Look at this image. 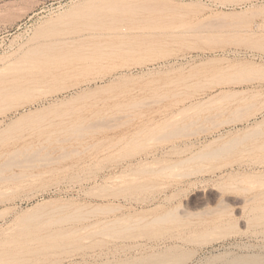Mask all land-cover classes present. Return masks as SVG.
<instances>
[{"label":"rangeland","instance_id":"rangeland-1","mask_svg":"<svg viewBox=\"0 0 264 264\" xmlns=\"http://www.w3.org/2000/svg\"><path fill=\"white\" fill-rule=\"evenodd\" d=\"M90 5L93 22L112 38L158 43L108 61L103 74L88 76L108 74L103 81L22 99L24 107L0 115V154L23 152L0 171V248H19L13 255L0 253V264H146L164 254L163 263L149 262L229 264L238 254L263 256L264 75L248 81L231 75L243 63L264 70V51L253 45L264 42V0H0V87L27 50L76 37L83 23L72 14ZM207 63L216 66L200 71ZM231 92L235 99L223 97ZM51 105L57 109L47 113L44 128L16 123ZM99 120L106 127L97 138L112 137L111 143L89 147L75 137L77 127ZM254 128L261 135L240 144L228 141ZM229 142L236 144L231 150L199 159V152ZM24 152L37 155L29 159ZM173 210L187 223L101 233L122 218L128 226L130 219L150 220ZM36 211L44 218L28 220ZM72 231L76 241L64 252L48 244L53 234ZM43 248L47 256L29 254ZM28 254L30 260L15 258Z\"/></svg>","mask_w":264,"mask_h":264},{"label":"bare ground","instance_id":"bare-ground-1","mask_svg":"<svg viewBox=\"0 0 264 264\" xmlns=\"http://www.w3.org/2000/svg\"><path fill=\"white\" fill-rule=\"evenodd\" d=\"M92 5L90 6H87V7H84L76 12H74L72 15V19L76 21V19L78 21H81L79 23H83L81 26H79L77 29V35L76 37H73L72 38H60V39H57L55 41H51V42H48V43H45L43 45H39V46H36L34 48H31L29 50H27L25 52V54L19 58L17 61L19 62H22L21 64H19L18 66L15 67V71L14 72H10L9 75L10 78L7 79V81H5L3 83V86L0 87V115H3V114H6V112L10 111L11 109H15L19 106H23L20 101L23 99L25 101H31V100H34L35 98L41 96V95H49V94H55V93H60V92H64V91H68L69 89H71L72 86H75L76 84H79L82 82H86V83H91V82H98V81H103L104 79H106V76L108 75H103V76H100V77H95L93 80L89 79L88 76L90 75H93V74H100L102 73L103 74V69L104 66H105V63L108 62V61H113L115 58L119 57V56H124V55H127V54H133L135 52H137L138 50L142 49L143 46L145 47H153L155 46L157 43L155 41H146V42H139V43H133V42H125V41H122L120 38H116V37H111L110 34L112 33H107L106 31V27L102 24H96L93 22V10H92ZM117 10V9H116ZM129 10V9H128ZM143 10V9H142ZM164 10V9H163ZM178 10V9H177ZM170 11V9H169ZM264 12V11H263ZM103 19V18H102ZM150 22V21H149ZM123 23V22H122ZM144 23V22H143ZM80 25V24H79ZM264 39V38H262ZM241 42H245V40H242ZM160 43V42H159ZM253 43V42H252ZM162 44V43H160ZM159 44V45H160ZM253 45H255V47L259 48V49H262L264 51V42H256L254 43ZM156 49V48H155ZM149 50V49H148ZM122 60V59H121ZM107 64V63H106ZM122 64V62H121ZM114 66V65H113ZM200 66V65H199ZM212 66H216L214 65V63H207V64H203L200 68V71H204V70H207L209 69V67H212ZM236 66V65H235ZM235 68V72L232 73V77L236 76L237 74L239 75H244L247 76L244 80H253L254 77H258V78H261L263 75H264V70L262 69H259V67H254L253 65L251 64H246V63H243V64H240L238 65L237 67H233ZM232 68V69H233ZM225 70V69H224ZM231 71V70H230ZM229 71V72H230ZM223 73V71H222ZM198 74V72H197ZM234 74V75H233ZM8 75V74H7ZM101 75V74H100ZM227 75V74H225ZM230 77V76H228ZM242 77V78H243ZM253 79H252V78ZM237 78V77H236ZM236 78L234 77V80H236ZM250 78V79H249ZM223 79V78H222ZM226 79V77L224 78ZM230 79V78H229ZM238 79V78H237ZM218 80V79H217ZM216 80V81H217ZM220 80V78H219ZM232 80V78L230 79ZM99 89V88H97ZM236 93V92H235ZM235 93H225L223 95V97L225 99H235L237 97V95ZM85 95H82L80 97H83ZM34 102V101H33ZM138 105H140L139 103H137ZM204 105V102H202L200 105ZM136 105V104H134ZM137 105V106H138ZM133 106V105H132ZM131 106V107H132ZM136 106V107H137ZM141 106V105H140ZM205 106V105H204ZM89 107V106H88ZM197 107V106H196ZM194 107V108H196ZM201 107V106H200ZM121 108V107H120ZM127 108V107H126ZM57 109V106L56 105H51L50 107L44 109V110H41V111H36L35 113H31V114H28V115H23L21 117H19V119L17 120L16 123H24L25 125H27L28 127H33V128H41V127H45L43 126L44 123L47 121V113H50L52 111H56ZM199 109V108H198ZM203 109V108H202ZM66 112V111H65ZM68 112V111H67ZM53 113V112H52ZM57 115V114H56ZM63 115V113L61 114V116ZM60 115H58L57 117H59ZM55 117V116H54ZM66 117V116H64ZM53 118V117H52ZM100 121V122H99ZM97 121L96 123H91L89 125H86V126H81L80 127H77V130H73V132H75V137L76 138H80L78 139L79 141L81 139H83L82 142H85L86 145H89V147L91 146H95L97 144H100V143H103V142H109L111 143L113 141V138H108V139H105V138H97L96 134L98 132V130H102L104 127H106V124L104 122H102L101 120ZM60 122V121H59ZM179 122V121H178ZM128 123V121L126 122ZM125 123V124H126ZM173 123V122H172ZM178 124V123H177ZM264 124V123H263ZM59 125V124H58ZM167 126V125H166ZM177 126V125H176ZM185 126V125H184ZM189 126V124H187V127ZM60 127V126H59ZM76 127V126H75ZM168 127V126H167ZM259 128V124L257 126ZM165 128V127H164ZM178 128V127H177ZM184 128V127H183ZM256 128V129H258ZM261 128V127H260ZM73 129V128H72ZM145 129V128H144ZM186 130V128H184ZM188 129V128H187ZM255 128L252 130V131H248V133L245 135V133L243 134L244 137H241V138H235L233 139V141L230 139L228 141L230 142H233V143H236V141H240L241 142L243 140H245L246 138H250L251 136H256L255 134L259 135L260 133L258 132L260 129L256 130ZM66 130V129H65ZM143 130V129H142ZM174 130V133H175V129L173 128ZM180 130H183L182 128H180ZM184 130V131H185ZM72 131V130H71ZM172 131V130H170ZM179 132V129L176 130V132ZM57 132V131H56ZM59 132V131H58ZM57 132V133H58ZM181 132V131H180ZM179 132V133H180ZM74 134V133H73ZM146 134V132H145ZM168 133H166V136H167ZM176 134V133H175ZM70 135V134H69ZM164 135V134H163ZM171 134H168V136H170ZM173 135V134H172ZM171 135V136H172ZM261 135V134H260ZM71 136V135H70ZM145 136V135H144ZM167 136V137H168ZM73 137V136H71ZM165 137V136H163ZM238 137V136H237ZM75 138V139H76ZM63 139V138H62ZM61 139V140H62ZM66 138H64L63 140L65 141ZM69 139V138H68ZM66 139V140H68ZM135 139V138H134ZM240 139V140H239ZM57 140H59V138H57ZM56 140V142H58ZM60 140V141H61ZM47 141V140H46ZM115 141V140H114ZM236 144H240L241 142H238ZM81 142V143H82ZM227 142V141H226ZM230 142L226 145H223L221 147H218V149H213L212 148V151L210 152H199L198 154V157H200L199 159H201V157H206L207 155H211V154H219L220 155V152L222 153V151H228V150H231L233 148V146L235 147L236 144H230ZM83 143V144H85ZM225 144V143H224ZM87 147V146H86ZM138 147V146H137ZM237 147V146H236ZM260 147V146H258ZM42 148H46V147H42ZM55 148V147H54ZM77 148V147H76ZM75 148V149H76ZM88 148V147H87ZM205 148V147H204ZM238 148V147H237ZM65 149V148H64ZM75 149L72 150V153L75 151ZM236 149V148H235ZM26 150V149H25ZM214 150V151H213ZM260 150V149H259ZM71 151V150H70ZM70 151H66L65 150V154L69 156L70 154ZM35 152V150H34ZM64 152V151H63ZM231 152V151H230ZM233 152V151H232ZM23 152H20L18 150H12L10 152H4L0 157H5V159L3 160L2 163H0V171L2 170V168L6 167V166H12L14 165L16 162H18L17 160L19 159L20 155L22 154ZM37 153V152H36ZM36 153H33L31 152L29 154V157H33L35 158V154ZM75 153H78V150L75 151ZM225 154V152H223ZM227 153V152H226ZM61 157H63V154L64 153H61L60 152ZM64 154V157L63 158H69L67 157L66 155ZM74 154V153H73ZM214 154V155H216ZM26 155V157H28L27 154H25L24 152V156ZM37 155V154H36ZM49 155V154H48ZM47 155V156H48ZM58 155V154H57ZM213 155V156H214ZM46 156V155H44ZM76 156V155H75ZM197 156V154H196ZM217 156V155H216ZM28 157V158H29ZM50 157V156H49ZM59 157V158H61ZM221 157V156H220ZM45 158V157H44ZM48 158V157H47ZM30 159V158H29ZM37 159V158H36ZM39 159V158H38ZM43 159V158H42ZM52 159V157L50 158ZM56 159V158H54ZM34 160V159H33ZM187 160V159H186ZM190 159H188L189 161ZM192 160V159H191ZM194 160V159H193ZM177 163V162H176ZM179 163V162H178ZM181 163V162H180ZM179 163V164H180ZM182 164V163H181ZM169 168V166H167ZM166 168V167H165ZM164 168V169H165ZM153 170V169H152ZM161 171H163L162 169H160ZM166 170V169H165ZM142 171V170H141ZM162 173V172H161ZM3 174V172H2ZM173 174V173H172ZM1 175V174H0ZM4 176V175H3ZM3 176H1L2 178H4ZM11 176H9L10 178ZM16 177V176H15ZM12 178V177H11ZM6 179V177H5ZM16 179V178H15ZM13 180V179H12ZM126 186V185H125ZM146 186V185H144ZM142 185V189L144 187ZM140 187V186H138ZM150 188V186H148ZM146 188V187H145ZM235 188V187H234ZM245 189V188H244ZM248 189V188H247ZM237 190V189H236ZM246 190V189H245ZM124 191V190H123ZM258 196V195H257ZM253 197V196H252ZM252 197H250V199H252ZM229 199V198H228ZM225 200V199H224ZM243 200V199H241ZM229 201V200H228ZM223 202V201H221ZM220 202V203H221ZM233 202V201H232ZM228 202H226L227 204ZM236 203V202H235ZM242 203V202H240ZM246 204V203H245ZM220 205V204H219ZM253 205V204H252ZM226 206V205H225ZM105 207V206H104ZM110 207V206H109ZM222 208V206H219ZM263 207V206H262ZM261 207V209H262ZM103 208V207H102ZM260 208V207H259ZM107 209V208H105ZM115 209V208H114ZM228 209V208H227ZM260 209V210H261ZM94 210V209H93ZM99 210V208L97 207V211ZM111 210V209H110ZM113 210V209H112ZM215 210V208L213 209ZM217 210V209H216ZM221 210V209H220ZM96 210H94L95 212ZM100 211V210H99ZM106 211V210H105ZM209 211V210H208ZM211 211V210H210ZM232 211V210H231ZM44 212V211H43ZM178 211L174 212L173 211H170L166 214H163L161 216H157V217H154L150 220H145L143 218H137L135 220H128V226H126L124 223H125V219L122 218L121 219V222L119 221L120 219H117V221H119V223L121 224L122 221L124 226H120V225H117L118 222H115L116 224L112 223V222H109L110 224H114L108 228H106L108 225L104 227H100L103 231H99L101 233H107V235L111 234L112 236L114 234H118L120 235L121 233H132V230L135 229L136 227L140 228V229H145V230H149L150 226L152 227H155L154 225H169V224H178V225H182L184 222H186L184 220V218L182 219V217L177 214ZM189 212V211H188ZM205 214L207 213L206 211H204ZM219 212V211H218ZM262 213H264L262 210H261ZM259 211V213H261ZM30 213V212H28ZM82 213V212H80ZM79 213V215H80ZM86 213V211H85ZM203 213V212H202ZM216 213V212H215ZM225 213V212H223ZM70 214V213H69ZM77 215V212L74 213ZM74 214L70 215V216H73ZM84 214V213H82ZM182 214V213H180ZM184 214V213H183ZM187 214V213H185ZM189 214V213H188ZM191 214V212H190ZM193 214V213H192ZM198 214V213H196ZM209 214V212H208ZM228 214V213H227ZM226 214V215H227ZM195 215V214H193ZM248 215V214H247ZM263 215V214H262ZM25 216H27L25 214ZM24 216V217H25ZM67 216H69L67 214ZM82 216V215H81ZM81 216H75L77 219L78 217H81ZM84 216V215H83ZM185 216V215H184ZM196 216V215H195ZM223 216V215H222ZM225 216V215H224ZM261 216V215H260ZM49 217V216H47ZM74 217V216H73ZM73 217H70V218H73ZM74 217V218H75ZM86 217V216H85ZM84 217V218H85ZM144 217V216H143ZM193 217V216H192ZM257 217V215L255 216ZM263 217V216H262ZM43 219L44 218V214L41 212V211H36V212H33L31 213L30 215H28L27 219L28 220H38V219ZM52 218V217H51ZM186 218V217H185ZM189 218V217H188ZM258 218V217H257ZM264 218V217H263ZM58 219V218H57ZM56 219V220H57ZM86 219V218H85ZM84 219V220H85ZM124 219V220H123ZM127 219H129L127 217ZM253 219V217H252ZM260 221H261V218L259 217ZM67 220V219H66ZM71 220V219H70ZM257 220V219H256ZM58 221V220H57ZM60 221V220H59ZM103 221V220H101ZM107 221V220H106ZM129 221H130V224H129ZM255 221V220H254ZM258 221V220H257ZM37 222V221H36ZM127 222V221H126ZM256 222V221H255ZM259 222V221H258ZM52 223V222H51ZM97 223V222H95ZM118 223V224H119ZM187 223V222H186ZM233 223V222H232ZM231 223V224H232ZM23 224V223H22ZM94 224V223H93ZM235 224V223H234ZM24 225V224H23ZM47 225V224H46ZM52 225V224H51ZM96 225V224H95ZM200 225V224H199ZM177 226V225H176ZM184 226V225H183ZM188 226V225H187ZM234 226V225H232ZM90 227V225H89ZM94 227V225H93ZM179 227V226H178ZM216 227V226H215ZM34 228V227H32ZM49 228V227H48ZM104 228V229H103ZM137 228V229H138ZM213 228V227H212ZM47 229V228H46ZM211 229V228H210ZM215 229V228H213ZM65 230V229H64ZM95 231V229H93ZM98 230V228H97ZM96 230L95 234L98 232ZM30 231V230H29ZM40 232V231H39ZM98 232V233H99ZM155 232V231H154ZM46 233V232H45ZM74 233H77L76 231H74ZM82 233V232H81ZM99 233V234H101ZM162 233V232H161ZM160 233V234H161ZM85 234V233H84ZM149 234V233H148ZM157 234V233H156ZM154 234V235H156ZM204 234V233H203ZM202 234V235H203ZM98 235V234H97ZM117 235V236H118ZM153 235V234H152ZM205 235V234H204ZM203 235V236H204ZM105 236V235H104ZM148 236V235H147ZM45 237V236H44ZM43 237V238H44ZM28 238V237H26ZM110 238V237H109ZM116 238V237H115ZM150 238V237H149ZM160 238V237H159ZM203 238V237H202ZM207 239V236L205 235V237ZM8 238H6L5 240H7ZM13 239V238H12ZM32 239V238H31ZM51 239V242H49L48 244H50L51 248H54L56 250H61V252H64L68 247H71V246H68L67 245L69 243H72L73 240L76 239V237L74 238V234H73V231L72 233H57V234H53L52 237H50ZM48 239V240H50ZM79 241V239L81 238H77ZM157 239V238H156ZM11 240V239H10ZM24 240V239H23ZM45 240V239H44ZM12 241V240H11ZM17 241V239H16ZM29 243L32 242L30 239L28 240ZM43 241V240H42ZM76 241V240H75ZM74 241V242H75ZM7 242V241H6ZM18 242V241H17ZM16 242V243H17ZM22 242V241H21ZM19 241V243H21ZM40 242V241H39ZM37 242V243H39ZM46 241H44L45 243ZM81 242V240L79 241V243ZM18 243V244H19ZM23 243V242H22ZM25 243V241H24ZM23 243V244H24ZM27 243V244H29ZM4 244V243H3ZM32 244V243H31ZM74 244V243H73ZM15 245V244H13ZM12 245V247H13ZM44 245V244H42ZM81 245V244H80ZM2 246V245H1ZM0 246V247H1ZM16 246V245H15ZM23 246V245H22ZM27 246V245H26ZM39 246V245H38ZM41 246V245H40ZM79 246V245H77ZM3 247V246H2ZM74 247V246H72ZM76 247V246H75ZM4 248V247H3ZM3 248H0L2 249V251L0 253H4V254H9V255H13L16 253V251H19V248L15 251H12L10 250V247L9 249L6 248L5 250H3ZM14 248V247H13ZM12 248V249H13ZM23 248V247H22ZM25 248V247H24ZM23 248V249H24ZM31 248V247H30ZM33 248V247H32ZM35 249V248H34ZM48 249V248H47ZM31 250V249H29ZM161 250V249H160ZM21 251V250H20ZM53 251V250H51ZM55 251V250H54ZM28 252V251H27ZM50 251L48 250H45V248L43 249H39V250H36L34 253H29V254H32V255H41L43 257V255H48ZM56 252V251H55ZM165 252V251H163ZM162 252V253H163ZM168 252V251H167ZM172 252V251H171ZM153 253V252H152ZM161 252H159V256L162 255V253L160 254ZM169 253H170V250H169ZM168 253V254H169ZM255 253V252H254ZM28 255H23V256H16L15 258H18V260L20 261H24L23 259H26V260H30L31 259V255L29 256ZM52 254V253H51ZM167 254V253H166ZM167 254V255H168ZM175 254V253H174ZM261 254V253H260ZM258 256V254L255 255V257L253 256L254 254L251 253V255L253 257H242V255H240L241 258H239V254L236 256L237 258H234L233 260H226V262H229V264H254V263H257L259 262L260 263V259H263L262 257L264 256ZM155 255V254H154ZM154 255L151 257L153 259ZM158 255V253H157ZM165 255V254H164ZM164 255H162L163 257L161 258H158V259H155L157 256L154 257L155 260H158L159 262L164 258ZM246 255V254H243V256ZM5 256V255H3ZM8 256V255H7ZM36 256V257H37ZM39 256V257H41ZM52 255H50L51 257ZM166 256V255H165ZM1 257V256H0ZM148 260H149V257L150 256H147ZM170 257V255H169ZM169 257H166V259H168ZM2 258V257H1ZM8 258V257H7ZM11 258V257H10ZM183 258V257H182ZM226 258V257H225ZM11 259H14L11 258ZM144 259V258H143ZM142 259V260H143ZM176 259V258H175ZM1 260V259H0ZM4 260V259H3ZM146 259H144V262H145ZM155 260H149L151 262H155ZM165 260V258L163 259ZM149 261H146V264L147 262ZM158 261H156L158 263ZM231 261V262H230ZM264 261V259H263ZM262 261V262H263ZM17 262V261H15ZM143 262V261H141ZM139 262V263H141ZM225 262V260H224ZM18 263V262H17ZM21 263V262H20ZM126 263V262H124ZM161 263H163L161 261ZM160 263V264H161ZM176 263V262H175ZM222 263V262H221ZM258 263V264H259ZM11 264H15L14 262L11 263ZM142 264H145V263H142ZM148 264H151L150 262ZM155 264V263H153ZM225 264V263H224Z\"/></svg>","mask_w":264,"mask_h":264}]
</instances>
